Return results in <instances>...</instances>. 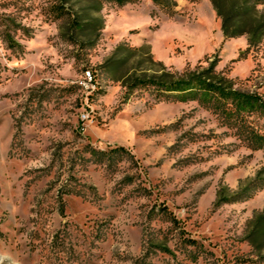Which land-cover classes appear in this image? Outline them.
<instances>
[{
	"label": "rangeland",
	"instance_id": "1",
	"mask_svg": "<svg viewBox=\"0 0 264 264\" xmlns=\"http://www.w3.org/2000/svg\"><path fill=\"white\" fill-rule=\"evenodd\" d=\"M262 115L264 0H0V264H264Z\"/></svg>",
	"mask_w": 264,
	"mask_h": 264
},
{
	"label": "trees",
	"instance_id": "2",
	"mask_svg": "<svg viewBox=\"0 0 264 264\" xmlns=\"http://www.w3.org/2000/svg\"><path fill=\"white\" fill-rule=\"evenodd\" d=\"M214 6L216 8L215 3ZM222 28L224 34L227 35L224 28V23L222 24ZM153 84L161 86V96L165 98L169 96L168 94L173 93L176 94L175 96L178 100L195 99L198 101H206L207 103H209V106H211V108L220 110V112L227 115L228 118L234 119V122L237 124V126H239L240 129H242L245 134H247L248 131L252 130L250 125L246 122L245 117L241 116L240 114H236L237 111L234 108L233 104L228 102V95L224 92V90L220 87H216L212 82L202 79L198 75L192 74L188 75L186 78L178 79L173 82H161ZM252 137L254 138L255 144H257L258 146H260L261 144L259 143V141L264 140V136L262 135H252ZM91 152L94 155H97L98 160L102 159L106 163L112 162L115 156L118 158H121L124 155H127L129 157L132 156L131 153H129V151H127L121 145L109 147L105 151L92 149ZM166 211L167 210L163 207V212H165V214H168L166 213ZM169 218L172 222H176V218L173 215L170 214ZM185 241L188 246L196 247L197 245L195 239L187 238Z\"/></svg>",
	"mask_w": 264,
	"mask_h": 264
},
{
	"label": "built area",
	"instance_id": "3",
	"mask_svg": "<svg viewBox=\"0 0 264 264\" xmlns=\"http://www.w3.org/2000/svg\"><path fill=\"white\" fill-rule=\"evenodd\" d=\"M80 84L85 86V87H88L90 84H92V74H91V71L89 69H86L84 71ZM81 118L86 119L87 115L82 114Z\"/></svg>",
	"mask_w": 264,
	"mask_h": 264
}]
</instances>
